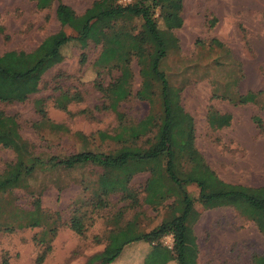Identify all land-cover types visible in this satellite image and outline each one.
<instances>
[{
	"label": "rangeland",
	"instance_id": "374dc122",
	"mask_svg": "<svg viewBox=\"0 0 264 264\" xmlns=\"http://www.w3.org/2000/svg\"><path fill=\"white\" fill-rule=\"evenodd\" d=\"M93 1L61 0L76 14H81ZM179 16L182 24L173 31L178 50L170 52L160 67L168 83L180 89V105L193 121L194 147L220 180L247 187L264 186V129L259 131L251 121L253 116L264 121V0H181ZM0 27L6 36L0 35V55L8 51L29 52L39 46L48 51L59 30L54 5L38 11L28 0H0ZM211 39L221 43L223 49L210 44ZM80 52L73 43L63 46L62 59L52 57L45 63L38 92L21 103L0 104L4 114L16 118L20 137L42 158L63 157L83 149L70 136L74 132L87 138L89 150L106 152L114 148L111 143H100L95 136L97 132L111 133L115 126L112 113L93 110L102 104L101 95L93 86V62L99 48L91 44L86 47L82 66L78 64ZM131 67L133 94L139 78L133 61ZM98 80L105 85L109 77L103 73ZM60 92L77 93L81 98L66 106L70 115L55 107L54 99ZM247 92L257 93L255 103L231 102ZM39 99L47 119L63 125L68 134L34 127L39 120L34 102ZM83 109L91 110L92 115H78ZM120 109L133 123L150 113L146 102L133 98L121 104ZM152 110L157 112L156 102ZM208 110L228 114V126L210 129L205 120ZM13 160L10 150L0 148V172ZM100 174V169L93 166L38 170L28 181V192L12 190L16 205L28 209L31 201L38 198L43 210L59 216L51 250L41 264H84L102 251L105 237L114 225L121 226L136 218V230L148 232L170 216L167 205L172 204L173 197L152 209L144 204L127 207L118 195H111L105 207L92 212L85 202ZM147 178V173L137 174L130 183L140 192V202ZM185 190L196 197L194 185ZM82 201L85 202L81 204ZM76 206L89 217L83 221L82 236L68 228ZM195 208L200 213L192 226L198 250L196 264H252L251 255L263 251L264 239L251 222L233 209L202 211L197 205ZM39 231L40 228H34L0 233V261L5 255L8 264H33L41 246L32 238ZM160 242L167 248L171 237L167 235ZM148 252L146 243H130L111 264H143Z\"/></svg>",
	"mask_w": 264,
	"mask_h": 264
},
{
	"label": "trees",
	"instance_id": "16d2710c",
	"mask_svg": "<svg viewBox=\"0 0 264 264\" xmlns=\"http://www.w3.org/2000/svg\"><path fill=\"white\" fill-rule=\"evenodd\" d=\"M28 1L38 11L54 5L58 38L48 51L39 46L29 52L8 51L0 55V104L21 103L38 92L45 63L52 57L62 59L63 46L73 43L80 49L78 64L82 66L84 50L91 44L99 48L93 62V86L102 99V104L94 106L93 110L110 112L115 120L111 133L97 132L95 136L100 143H111L114 148L106 152L89 150L87 138L74 132L70 136L83 149L63 157L42 158L20 137L16 118L0 110V148L14 154L13 162L0 172V233L40 228L32 241L41 246L33 264H41L51 250L59 216L43 210L38 198L31 201L28 209L16 205L12 190L28 192V181L38 170L93 166L99 168L101 174L88 201H84L92 212L105 207L111 195H118L130 208L144 204L156 209L167 199L173 197V200L167 205L170 216L148 232L136 230V218L121 226L114 225L105 237L102 251L89 257L84 264H111L126 245L134 242L149 246L143 264L171 261L196 264L198 250L192 226L200 213L195 205L202 211L231 208L251 222L264 239V186L230 184L215 175L194 147L193 121L180 105V89L168 83L160 67L170 52L178 50L173 31L182 24L179 16L181 0H94L81 14H76L61 0ZM213 22L212 19L210 26ZM0 35L6 38L2 27ZM209 43L223 49V45L214 39ZM132 61L139 78L133 94ZM103 73L109 77L105 85L98 80ZM132 98L146 102L150 107V113L136 123L129 121L120 109L121 104ZM256 98L257 93L247 92L231 102L244 105L255 103ZM80 100L77 93L60 92L54 104L70 115L66 106ZM155 102L157 112L152 110ZM34 109L39 119L34 124L37 130L44 128L52 133H69L63 125L47 119L42 100L34 102ZM91 112L83 109L77 114L90 117ZM205 120L210 129L218 130L228 126L230 116L208 110ZM251 121L259 131L264 129V121L259 117L253 116ZM141 173H147L148 178L142 186L140 202V192L130 183ZM188 185L195 186V198L187 194L185 187ZM79 206L72 209L68 228L82 236L83 221L89 217L86 212H80ZM167 235L171 237L170 248L160 242ZM250 260L252 264H264V248L260 254L251 255ZM0 264H8L5 255Z\"/></svg>",
	"mask_w": 264,
	"mask_h": 264
},
{
	"label": "built area",
	"instance_id": "2783aa9c",
	"mask_svg": "<svg viewBox=\"0 0 264 264\" xmlns=\"http://www.w3.org/2000/svg\"><path fill=\"white\" fill-rule=\"evenodd\" d=\"M170 246H171V243L168 245V247H167V248H170Z\"/></svg>",
	"mask_w": 264,
	"mask_h": 264
}]
</instances>
